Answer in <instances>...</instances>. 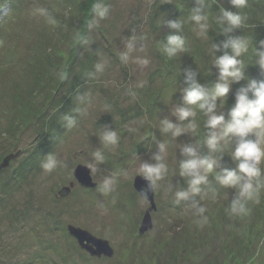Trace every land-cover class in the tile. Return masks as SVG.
<instances>
[{"label":"rangeland","instance_id":"374dc122","mask_svg":"<svg viewBox=\"0 0 264 264\" xmlns=\"http://www.w3.org/2000/svg\"><path fill=\"white\" fill-rule=\"evenodd\" d=\"M97 2L109 13L94 22ZM204 4L206 38L190 20L195 0H0V167L20 152L0 169V264H202L209 256L207 264H264V190L258 203L247 204L244 216L230 212L235 189L220 186L213 174L200 195L180 204L173 199L177 188L186 187L179 176L180 146L198 143L200 154L208 155L206 117L197 110L196 129L176 138L162 133L160 121L167 117L187 126L172 114L182 102L186 72L207 87L216 81L212 46L227 39L216 23L219 6L245 16L231 35L250 41L241 57L246 75L264 78L254 65L255 45L264 40V0H247L238 10L229 0ZM168 19H179L186 37V51L172 58L161 48L172 31L161 23ZM133 38L134 51L124 61L121 55ZM138 59L149 64L143 67ZM98 63L102 72L96 71ZM245 83H234L217 111L227 115ZM66 115L75 118L74 127H67ZM106 128L118 133L117 146L102 148L99 134ZM159 142L167 145L169 171L154 188L153 228L141 235L151 204L134 182L141 162L154 163ZM234 143L216 153L223 167L235 168ZM100 148L105 161L92 171L98 185L87 189L74 173L80 165L89 167L92 152ZM50 153L58 165L45 172L40 164ZM106 175L116 182L105 195L99 185ZM72 183V192L62 196ZM193 201L206 207L207 223L197 224L189 209ZM69 225L108 240L114 256L92 257Z\"/></svg>","mask_w":264,"mask_h":264},{"label":"clouds","instance_id":"9594fccd","mask_svg":"<svg viewBox=\"0 0 264 264\" xmlns=\"http://www.w3.org/2000/svg\"><path fill=\"white\" fill-rule=\"evenodd\" d=\"M196 6L191 9L190 20L198 30V35L207 37L209 24L205 10L204 0H195ZM231 9H243L247 0H229ZM36 13L48 16L44 8H37ZM92 11L96 20L107 17L109 8L102 2L93 5ZM219 14L216 23L221 31L227 36L220 45L213 44L212 66L217 71V79L207 87L200 84L195 78L194 72L185 73V87L180 89L182 102L173 110L172 114L179 122L187 121V126H181L165 117L160 121L161 131L171 134L173 138L180 136L186 131H194L196 124L192 120L197 115V110L203 113L206 120L204 127L207 132L203 140L208 149V155H201L199 144H184L180 146V154L183 159L179 160V176L185 178L186 187L177 188L172 194L175 204L188 201L200 195L202 186L208 183L210 174L215 176L216 181L222 187L235 189V194L230 201V212L235 216L247 215L249 202H259L262 190H264V78L255 79L246 75V66L241 59L249 52L250 41L245 36L231 35L240 29L245 23V16L240 11H233L224 6H219ZM51 23L55 21L48 17ZM168 29L172 30L161 43L163 53L169 57H175L186 51V37L182 35L183 24L179 19L163 20ZM91 27V25H89ZM127 51L122 53L121 59L127 61L134 51V38L126 44ZM223 49L222 55L215 52ZM254 65L258 66L261 74H264V40L258 42L254 48ZM139 65L146 67L148 59H138ZM97 72L104 70V65L98 63L95 66ZM246 81L235 94L234 103L225 115L217 111L218 102L225 105L228 95L234 83ZM67 127L75 126V118L65 116ZM102 148L115 147L119 144L120 137L115 130L105 129L99 134ZM234 143L230 153L235 162V168L223 167L221 159L216 153L223 151L225 145ZM167 145L164 142L157 143V151L152 156L154 163L141 162L138 168L139 176L147 182L146 187L151 190L159 185L168 174V165L165 162ZM105 161L104 152L97 149L92 152V162L89 168L96 171L95 165ZM58 165V160L53 153L44 156L40 167L45 172H51ZM218 170V171H217ZM115 176L106 175L99 185L103 194H108L114 189ZM203 199V197H202ZM213 200L216 199L213 194ZM102 208L103 205H100ZM193 217L198 218L197 224L207 223L205 215L207 209L199 202L193 201L189 205Z\"/></svg>","mask_w":264,"mask_h":264},{"label":"water","instance_id":"95a60500","mask_svg":"<svg viewBox=\"0 0 264 264\" xmlns=\"http://www.w3.org/2000/svg\"><path fill=\"white\" fill-rule=\"evenodd\" d=\"M18 154H20V152ZM18 154L8 157L4 164L0 167V169L8 166L11 160L17 158ZM74 176L78 184L87 189H94L98 185L92 177V170L87 166H78V168L75 170ZM146 184L147 182L140 176L136 177L134 182L136 191L140 196L146 198L151 204V208L146 212L140 228L141 235L145 234L153 228L152 212L156 211L157 209L154 188L149 190L146 187ZM71 187L65 188L61 193L62 196L69 195L72 192V189L75 187V183H72ZM68 231L76 239L79 246L87 253H89L92 257L112 258L114 256L115 250L108 240L99 238L96 235L92 234L90 231L73 225L68 226Z\"/></svg>","mask_w":264,"mask_h":264},{"label":"trees","instance_id":"16d2710c","mask_svg":"<svg viewBox=\"0 0 264 264\" xmlns=\"http://www.w3.org/2000/svg\"><path fill=\"white\" fill-rule=\"evenodd\" d=\"M231 256H232V255H231ZM231 256H230V257H231ZM210 257H211V256H209V258H208L207 260H209ZM212 257H213V256H212ZM212 259H213V258H211L210 260H212ZM207 260H205L202 264H205V263L207 264V262H208ZM224 262H227V261H224ZM224 262H220L219 264H226V263H224Z\"/></svg>","mask_w":264,"mask_h":264}]
</instances>
